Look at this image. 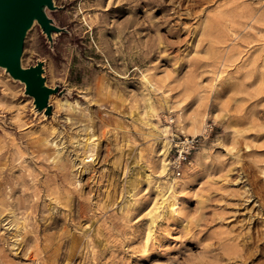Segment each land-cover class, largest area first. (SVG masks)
Here are the masks:
<instances>
[{
    "label": "rangeland",
    "instance_id": "374dc122",
    "mask_svg": "<svg viewBox=\"0 0 264 264\" xmlns=\"http://www.w3.org/2000/svg\"><path fill=\"white\" fill-rule=\"evenodd\" d=\"M54 2L50 115L0 68V264H264V0Z\"/></svg>",
    "mask_w": 264,
    "mask_h": 264
},
{
    "label": "water",
    "instance_id": "95a60500",
    "mask_svg": "<svg viewBox=\"0 0 264 264\" xmlns=\"http://www.w3.org/2000/svg\"><path fill=\"white\" fill-rule=\"evenodd\" d=\"M56 8L54 0H0V67L25 85V93L33 98L35 109L46 115L52 111L49 101L58 88L47 86L43 61L24 67L22 56L26 36L35 24L50 43L54 34L64 32L49 16Z\"/></svg>",
    "mask_w": 264,
    "mask_h": 264
},
{
    "label": "built area",
    "instance_id": "2783aa9c",
    "mask_svg": "<svg viewBox=\"0 0 264 264\" xmlns=\"http://www.w3.org/2000/svg\"><path fill=\"white\" fill-rule=\"evenodd\" d=\"M184 148H186V150H189V149H192V148H194V140H186V143L184 144ZM180 152H182V151H180ZM183 152H184V150H183ZM182 154V153H181ZM182 157V156H181ZM186 158V156L183 158V159H185ZM175 168H176V174L178 175V176H180L181 175V170L179 169L180 168V165H176L175 166Z\"/></svg>",
    "mask_w": 264,
    "mask_h": 264
},
{
    "label": "bare ground",
    "instance_id": "6f19581e",
    "mask_svg": "<svg viewBox=\"0 0 264 264\" xmlns=\"http://www.w3.org/2000/svg\"><path fill=\"white\" fill-rule=\"evenodd\" d=\"M1 68V67H0ZM1 69H3V70H5L4 68H1ZM6 71V70H5ZM165 147H166V145H165ZM166 168H167V163H163V165H162V172H165L166 171ZM169 189H171L172 188V185L170 184L169 185V187H168ZM171 205H173L172 207L174 208V204H171ZM250 249V248H249ZM251 251V250H250ZM257 251V250H256ZM254 252V251H253ZM252 252V253H253ZM245 255V254H244ZM245 257H246V255H245ZM254 257H255V255H254ZM229 259V258H228ZM239 259V258H238ZM241 259V258H240ZM247 259V258H246ZM245 259V260H246ZM247 260H250V259H247ZM234 262V261H233ZM261 262V261H260ZM232 263V262H231ZM262 264V263H261Z\"/></svg>",
    "mask_w": 264,
    "mask_h": 264
}]
</instances>
